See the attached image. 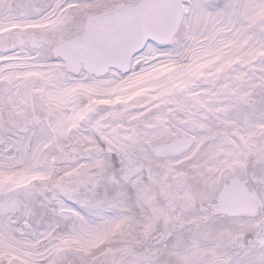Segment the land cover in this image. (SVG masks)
Listing matches in <instances>:
<instances>
[{"label":"snow or ice","instance_id":"obj_1","mask_svg":"<svg viewBox=\"0 0 264 264\" xmlns=\"http://www.w3.org/2000/svg\"><path fill=\"white\" fill-rule=\"evenodd\" d=\"M0 264H264V0H0Z\"/></svg>","mask_w":264,"mask_h":264}]
</instances>
